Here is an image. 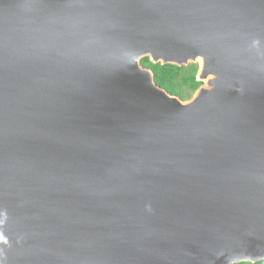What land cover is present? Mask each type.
Wrapping results in <instances>:
<instances>
[{
    "label": "water",
    "instance_id": "obj_1",
    "mask_svg": "<svg viewBox=\"0 0 264 264\" xmlns=\"http://www.w3.org/2000/svg\"><path fill=\"white\" fill-rule=\"evenodd\" d=\"M262 259L264 0H0V264Z\"/></svg>",
    "mask_w": 264,
    "mask_h": 264
},
{
    "label": "trees",
    "instance_id": "obj_2",
    "mask_svg": "<svg viewBox=\"0 0 264 264\" xmlns=\"http://www.w3.org/2000/svg\"><path fill=\"white\" fill-rule=\"evenodd\" d=\"M141 63L153 70L154 79L158 85L182 99L189 98L201 84L196 79L197 63L182 66L171 63L161 64L151 62L148 57H143ZM234 264H264V259L257 262L242 261Z\"/></svg>",
    "mask_w": 264,
    "mask_h": 264
},
{
    "label": "rangeland",
    "instance_id": "obj_3",
    "mask_svg": "<svg viewBox=\"0 0 264 264\" xmlns=\"http://www.w3.org/2000/svg\"><path fill=\"white\" fill-rule=\"evenodd\" d=\"M193 93H194V92L191 93V96H192ZM191 96H190V97H191ZM190 97H189V98H190ZM187 99H188V98H187Z\"/></svg>",
    "mask_w": 264,
    "mask_h": 264
}]
</instances>
